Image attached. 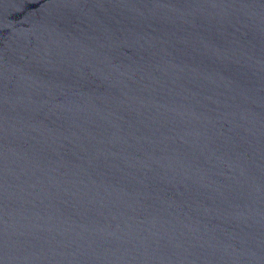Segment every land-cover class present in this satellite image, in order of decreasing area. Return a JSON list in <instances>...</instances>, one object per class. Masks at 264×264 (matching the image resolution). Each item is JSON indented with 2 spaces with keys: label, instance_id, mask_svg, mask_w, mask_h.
Returning a JSON list of instances; mask_svg holds the SVG:
<instances>
[{
  "label": "water",
  "instance_id": "95a60500",
  "mask_svg": "<svg viewBox=\"0 0 264 264\" xmlns=\"http://www.w3.org/2000/svg\"><path fill=\"white\" fill-rule=\"evenodd\" d=\"M0 264H264V0H0Z\"/></svg>",
  "mask_w": 264,
  "mask_h": 264
}]
</instances>
